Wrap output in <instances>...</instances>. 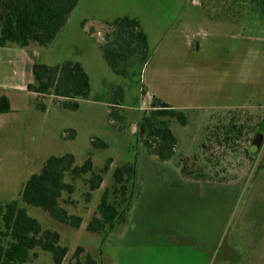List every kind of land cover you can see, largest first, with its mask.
I'll return each mask as SVG.
<instances>
[{
    "label": "rangeland",
    "instance_id": "rangeland-1",
    "mask_svg": "<svg viewBox=\"0 0 264 264\" xmlns=\"http://www.w3.org/2000/svg\"><path fill=\"white\" fill-rule=\"evenodd\" d=\"M123 15L138 18L147 34L148 57L128 76L116 74L102 50L107 23ZM25 50L46 64L80 62L90 95L74 110L40 96L47 106L41 111L36 95L11 93L13 110L0 113V204L19 198L50 155L69 152L77 164L89 156L96 173L108 162L97 189L89 190L87 175L60 199L80 217L78 226L21 203L43 228L59 233L68 250L61 264H264L263 1L79 0L49 46ZM25 72L22 66L15 83L30 77ZM153 97L187 116L185 124L168 120L178 139L169 160L142 142L139 122ZM257 133L258 148L251 144ZM96 138L107 146L95 147ZM132 162L125 220L89 231L105 189L124 207L112 172ZM26 264L54 261L36 247Z\"/></svg>",
    "mask_w": 264,
    "mask_h": 264
},
{
    "label": "trees",
    "instance_id": "trees-1",
    "mask_svg": "<svg viewBox=\"0 0 264 264\" xmlns=\"http://www.w3.org/2000/svg\"><path fill=\"white\" fill-rule=\"evenodd\" d=\"M264 2V0H261ZM79 0H0V47L17 46L20 48L49 46L66 24ZM110 30L102 42L103 55L110 68L119 75L128 76L132 65L143 64L147 59V34L136 17L123 15L107 23ZM32 81L26 90L36 94V108L46 110V103L39 101L40 96L58 99L60 106L77 109L78 99L90 95L89 77L81 63L63 60L57 64L34 61L31 66ZM120 93V88L115 94ZM121 97V94H120ZM151 109L144 113L139 126L143 129L144 146L159 160H169L174 154L178 139L169 127L168 120L175 118L180 124L187 122L181 109L171 107L159 98L153 97ZM11 111L7 96H0V113ZM115 116V114H110ZM71 132L74 133L72 129ZM95 147L107 146L100 138L92 140ZM108 169V162L99 172H94L93 163L88 156L81 164L75 162L72 153L50 155L38 172L25 180L19 198L0 204V264H26L31 250L38 247L52 255L54 264H61L67 248L59 242V233L43 228L41 223L29 215L21 203L35 206L65 224L78 226L80 217L70 215L61 205L64 192L71 193L76 178H86L89 190L97 189L102 183V173ZM136 175V163H126L113 169V187L120 192L125 201L109 200V189H105L97 204L96 213L87 224L89 231H102L108 226L125 220L131 199L125 191ZM71 180H67V178ZM133 185L130 184V186ZM118 187V188H117ZM129 195L132 198L133 194Z\"/></svg>",
    "mask_w": 264,
    "mask_h": 264
},
{
    "label": "crops",
    "instance_id": "crops-1",
    "mask_svg": "<svg viewBox=\"0 0 264 264\" xmlns=\"http://www.w3.org/2000/svg\"><path fill=\"white\" fill-rule=\"evenodd\" d=\"M33 62L25 48L0 47V91H2L0 96L8 97L11 111L13 110L11 93L22 91L29 95H36L26 90V84L32 81L31 66ZM22 66L24 70L30 73V77L22 78L19 83H15V78L17 79V74L21 71ZM15 68L17 69L15 70Z\"/></svg>",
    "mask_w": 264,
    "mask_h": 264
},
{
    "label": "water",
    "instance_id": "water-1",
    "mask_svg": "<svg viewBox=\"0 0 264 264\" xmlns=\"http://www.w3.org/2000/svg\"><path fill=\"white\" fill-rule=\"evenodd\" d=\"M261 139H262V134H261V133H257V134L252 138L251 144L254 145L256 148H258L259 145H260Z\"/></svg>",
    "mask_w": 264,
    "mask_h": 264
}]
</instances>
